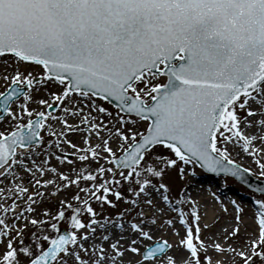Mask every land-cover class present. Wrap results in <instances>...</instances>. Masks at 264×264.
Returning a JSON list of instances; mask_svg holds the SVG:
<instances>
[{
	"label": "snow or ice",
	"instance_id": "snow-or-ice-1",
	"mask_svg": "<svg viewBox=\"0 0 264 264\" xmlns=\"http://www.w3.org/2000/svg\"><path fill=\"white\" fill-rule=\"evenodd\" d=\"M0 80V264H264V0H0Z\"/></svg>",
	"mask_w": 264,
	"mask_h": 264
},
{
	"label": "bare ground",
	"instance_id": "bare-ground-1",
	"mask_svg": "<svg viewBox=\"0 0 264 264\" xmlns=\"http://www.w3.org/2000/svg\"><path fill=\"white\" fill-rule=\"evenodd\" d=\"M5 87V81L0 80V90H3ZM233 158L238 161V163L244 165L245 167H251L253 169H256L257 166L253 162L252 158L249 156H246L243 153L237 154L236 152H233ZM179 185H189L190 186V192L193 195L195 199H198L201 204H205L207 207L202 208L200 207L199 211L203 214V223H214L216 222V218L219 217V221L221 219H225V221L218 227L214 228L212 231L216 232L219 231L222 227H227L229 223V217L228 213L224 214L220 208V203L213 199L211 195V188L214 187V179L206 178L205 176H198V177H189L185 181H179ZM222 197V199L225 202H228L231 198L230 192L220 191L217 193ZM242 201V200H240ZM245 205V209L247 211V204L246 202L242 201ZM208 209V211H207ZM230 210L232 208L230 207ZM207 211V212H206ZM234 211V210H233ZM245 211V212H246ZM250 215L244 217L245 222L251 224L252 221L250 219ZM250 219V220H249ZM175 239V238H173Z\"/></svg>",
	"mask_w": 264,
	"mask_h": 264
},
{
	"label": "rangeland",
	"instance_id": "rangeland-1",
	"mask_svg": "<svg viewBox=\"0 0 264 264\" xmlns=\"http://www.w3.org/2000/svg\"><path fill=\"white\" fill-rule=\"evenodd\" d=\"M196 171H197V175L195 177L203 175L206 178L214 179V185H213L214 187L211 188V192H213V191H215L217 193H219L220 191L230 192L231 193V198L232 197H236L239 200H242V201L246 202L247 211L245 212V216H247L248 214L250 216L252 215L253 208H252L251 203H250V197L253 195V192H250V191L246 190L243 186H241L240 184H238L237 182H235L231 178L228 179L227 184L225 185L223 177H215V176L213 177L210 174H206L203 171H201L198 168V166L196 168ZM251 176L253 178H256V179L260 180L256 175H251ZM177 184H179V181H177ZM200 207L205 208L207 206L205 204H201ZM230 207H231V205L229 204V208ZM207 211H208V209H207ZM224 214H227V213H224ZM224 221H225V219H221L216 224L215 228H218Z\"/></svg>",
	"mask_w": 264,
	"mask_h": 264
},
{
	"label": "water",
	"instance_id": "water-1",
	"mask_svg": "<svg viewBox=\"0 0 264 264\" xmlns=\"http://www.w3.org/2000/svg\"><path fill=\"white\" fill-rule=\"evenodd\" d=\"M248 181H249V184H261V183H264V181H259V180H256L254 179L252 176L248 175ZM238 182V181H237ZM240 184H242L243 186H245L247 189L251 190V191H254L252 189H250L247 185H244L243 182H238Z\"/></svg>",
	"mask_w": 264,
	"mask_h": 264
}]
</instances>
